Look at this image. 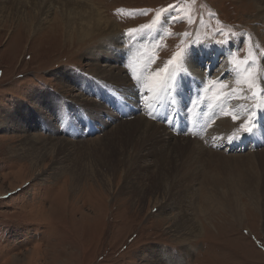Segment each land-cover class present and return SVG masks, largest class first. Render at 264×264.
<instances>
[{
  "label": "rangeland",
  "instance_id": "1",
  "mask_svg": "<svg viewBox=\"0 0 264 264\" xmlns=\"http://www.w3.org/2000/svg\"><path fill=\"white\" fill-rule=\"evenodd\" d=\"M90 7L118 30L82 47L65 41L66 33L82 27L76 20ZM256 8L254 0H0V264H264V147L242 151V121L254 120V112L250 118V112L244 118L235 112L241 104L236 94L247 95L246 110L263 102L264 19ZM207 44L227 52L212 71L210 63L200 67L190 82L234 96L225 102L237 114L229 146L227 137H213L215 122L203 139L192 135L191 145L166 146L151 137L158 155L151 158L139 134L109 129L123 110H130L124 119L156 118L142 112L167 91L164 77L172 97L168 73L190 68L188 52L212 60L215 51L207 56L198 50ZM103 46L116 62L106 54L93 60ZM140 58L145 77L133 68ZM225 63L232 69L219 75ZM110 64L125 70V86L98 75ZM144 81L156 84L154 93L139 92ZM237 81L245 84L243 92ZM120 87L132 88L135 97L119 93ZM47 92L61 104L45 105L40 99ZM82 100L100 104L103 114L90 116ZM126 101L137 108L126 109ZM204 105L195 110L200 114ZM65 115L76 127L63 124ZM49 127L68 147L47 146L45 152L40 141L32 147L31 137L46 140ZM66 127L69 134H62ZM236 143L238 151L232 150Z\"/></svg>",
  "mask_w": 264,
  "mask_h": 264
},
{
  "label": "bare ground",
  "instance_id": "2",
  "mask_svg": "<svg viewBox=\"0 0 264 264\" xmlns=\"http://www.w3.org/2000/svg\"><path fill=\"white\" fill-rule=\"evenodd\" d=\"M254 1H255L256 5H257V8L256 9L259 12V15L261 16V18L264 19V0H254ZM78 4H79L78 6L81 7V8L84 7L85 5H87V4L82 3V2H78ZM97 12H95L91 8L89 12H86V13L84 12V15L81 14V16H79L78 19H77L78 22L76 20V23H83L82 24V27L81 26L80 27L77 26V28L75 27L76 30L74 31V33L73 32L66 33L65 41H67V42L68 41H71V42H73L72 45H76L78 47H80V46L82 47V45L83 44H86V42L92 43V42L95 41V39H98V38L102 37L103 35H105V34H107L109 32H113L114 33V30L115 31L118 30L117 27H116L117 24L114 25L113 23L111 24L107 20H103V18L100 15V12L99 13H97ZM119 41L120 40L114 38V40L111 41L112 42L111 45L117 47ZM107 43L108 42H106V44ZM198 50H199L200 53H203V54H205L207 56L211 52H213V51H215L216 54H215V57H213L212 60H209L208 61L207 59H205V57H202V58L196 57L197 55L195 56V53H196L195 51L193 53L188 52L185 55V60H187L188 63L190 64V68L189 69H186V70H183V69H181V70H171L168 73V75H167V80H169L170 88H171V90L173 92L172 97H171V93L168 91V88H167V83H166V79H165L166 77H164V85L163 86H164V88L167 91L163 95H160L158 98H156L157 101H155L156 99L154 100V102L152 104V107H149L147 109H145V108L143 109V112H142L143 114L147 110H149L151 112H155L156 118H150V117H148V119H150L152 122L156 123V121H159L160 122L159 124H164L165 126L167 125V123H169L171 125V126L168 125V126H170V129L168 127H165V126H162V125H160V126L155 125L151 121L149 122V121H147L146 119H144L142 117H139V118H135V117H130L129 118L128 117V118L124 119V117L127 116L128 112L130 110H127L128 112L126 113V111L123 110V109H122L123 110L122 111L123 112V116H122L123 119H120V120L112 119L111 123L116 122V124L112 125L111 127L109 126L110 127L109 129L115 130V133L116 134H118V133L119 134H129L130 136L133 135V134H139L140 135V139H139L140 142H144L141 145H142L144 151L146 152L145 155H148L151 158L152 157L153 158L154 157H158V155L156 154V151H154V149H153V145L154 144L153 143L152 144L151 143H148V142H150L149 139L151 137H154L158 141L157 144H163V145H166V146H170V145H173V144H175L176 146L184 145L182 143H185V145H191L192 144V140L190 139V137H193V136L190 135L189 133H186V130L184 131V129L179 130V128L177 126V123L174 121V112L177 111V110L178 111L181 110L180 112L183 113L182 117L185 116V117L188 118V116H191V114H189L191 109H193L195 112H198V111L195 110V106H197L198 103L201 102V103H204L205 104L204 107L206 108V109H204V107H202L201 108L202 111H204V110H206V111L204 112V116H203V118L205 117V120H203L202 123H200V126L201 127L203 125V128L201 129L200 132H202V131L205 132L206 128H208V130L211 129V126H213V124L216 122V125L213 128V130L216 133H215V135L213 137H217V139H219L218 141H220V142H221L220 139L222 137H227L223 143H227L228 146H229V138L228 137L231 136L230 135V133L232 131V130H230L231 129V126H232L231 125L232 124L231 121L233 119L232 118V114H234V113H229L230 110L227 111L228 108L226 107V103L225 102L228 101L229 98L231 99V97H234V96L228 95L226 97L224 95H221V96H224L225 97V98H223V97L218 96L217 94L213 93L214 91L212 92V90H210L209 88L208 89L205 88L204 89V92H203V91L199 90V87H196V90L197 91L199 90V92L196 95L189 96L188 93H186V91L188 89V86H190L191 84H192V86L193 85L194 86H197L198 85L197 82H194V84L193 83H190V77H191V75H193L194 72L200 74V72H198L197 70H199L200 67H203V66L207 65V63H210V64H208V69H210V71H212V69L217 66L216 64H218L217 62H218V59L219 58L216 57V55L219 52H221V51H223V53L225 55V52H227V51H224L223 49H220V48H218L216 46L208 45V44L200 47ZM102 54H106L105 56L108 59H110V60L113 59V60H115V62L117 61V58L114 57V54L113 53L109 54L108 51H107V49L104 48V46L103 47H100L98 50H95V54H93V55H90L89 54V55L93 58L94 61H97V57L98 58L103 57ZM142 58H145V57H142ZM142 60L143 59L140 58L138 60V62H136V64L134 65L133 68H134V70H137L139 72V76H142L143 77L144 76L142 74L143 70H141V72H140L139 71L140 69H138V66H139L138 64H140L142 62ZM205 68H206V66H205ZM122 69H121L120 66H118L116 64L115 65L110 64V66L107 67V68H105V69H102L101 68V70L100 69H97V70L98 71H101V73L99 72L98 75H105L106 74V76H107L109 74L108 76L115 77L114 79H110V80L113 81V83L115 84V86H121V85L123 86L124 84H126L128 82V78L124 74V71L125 70L123 71ZM231 69H232L231 66L228 65V63H225L223 65V67L219 70V72H220L219 75H221V74L223 75L224 71H226L225 72V75H226V74H228L231 71ZM149 73H151V71ZM135 74L137 75V72H135ZM64 75H65L64 76L65 78L66 77H69L68 74L67 75L64 74ZM203 76L204 77L203 78H200V80H206V76L205 75H203ZM198 77L197 76L196 77L193 76L191 78H198ZM152 78H155V77H152ZM110 80H108V81H110ZM145 80H146V78H145ZM112 81H110V82H112ZM154 81H151V82H154ZM233 82L234 81L230 82L227 85L231 87L233 85ZM235 83H238V81L235 82ZM200 84L203 86L202 82H200ZM240 84L238 83L236 85H239V86H237L238 89L240 90V92H243V89L242 88L245 86V84L244 85L242 84L241 86H240ZM155 85H156L155 83H152L151 85L147 86V84L144 81L143 82V85L141 84V87L142 88L139 90V92H141V93H145L146 92V93H151L152 94L155 91V90L152 89ZM222 85H225V83H223ZM149 88L152 89V90H150V92H149ZM119 90H120L119 93L120 92H125V94H127L129 96H132V98L135 97L134 96V90L132 88H130V87L129 88L120 87ZM202 92H203V94H202ZM209 92H212V95L209 96V98H207V95H208ZM169 93H170V96H169ZM113 96H116L117 97L118 94L113 93ZM42 98L43 99H40V100H42L43 102H45V105H47V106H51L52 105V107L56 108L59 104H61V101H60V99L58 97L56 98V97H54L53 94H50L48 92L45 93V95L42 96ZM119 98H122V97H119ZM236 98H240L241 99V104H239L238 109H236V111H235L238 114H240L241 117L244 118V116H242V115L244 113L246 114V113L250 112V114L248 115V118H250L251 114H253V112H254V116H253V119L254 120L250 121V119H249L250 122L248 123V125L253 128L252 133H246V134H242V135L240 134L239 135V136H243V138H245V140L242 139V140H244L243 142L241 140L242 145H244L247 142H250V140H251L253 142L252 147H254L253 151H255L256 149L259 150L260 147L261 148L264 147V136H263L264 135V104H263V102H264V92L260 95V99L263 102H259L258 103L255 111H253V110L250 111V109L248 107H247V110L245 109L244 102L246 101L247 95H245L244 93H239L238 95L236 94ZM82 101L83 102H80L79 104L81 106L87 107V108L89 106V108H90V110H89L90 111L89 112L90 113V116L94 117L95 116L94 113H96V115L99 114V113L103 114V112H101L102 111V107H101L100 104H97V103L92 102V101H91L92 102L91 103L89 100H87V101L86 100H82ZM185 101H187L189 103H186ZM126 102H127L126 109H128L127 106H129L130 103L128 101H126ZM140 104H141V102H140ZM246 104H247V102H246ZM138 105H139V103H138ZM136 106L137 105H135L134 104V101H133V104L131 105V108L132 109L137 108ZM215 106L217 107V109L215 108ZM258 106H260V112L257 111ZM114 107H116V106H114ZM208 107H213L212 113L215 114V119H218L219 117H221L220 115H222V113H227V115L226 114L225 115L223 114L224 116L221 119L219 118V120H217V121L216 120L212 121L210 119L207 120L206 119V113L209 110L211 111V109H209ZM117 108L120 111L121 108L118 105H117ZM105 113L106 114H109V115H112L111 112H108V111L105 112ZM71 115H73V114L71 113ZM198 115H200V114L198 113ZM164 116L167 118L168 121L165 119ZM234 116H237V114H234ZM70 117L71 116L65 115V120H64L65 122L63 121V124H65L67 126L69 124H72V125H75V127H76V124H74L72 121H69V118ZM162 117H163V119L161 120L160 118H162ZM258 118H260V121L259 122L256 121ZM244 120H245V118H244ZM244 120L242 121V125L243 124H246V123H244ZM22 121H24V120H22ZM210 121H212V122H210ZM117 122H119V123H117ZM209 122L211 124H209ZM50 124H51V122H50ZM50 124H49V126H51ZM106 124H108V123H106ZM255 124H257V125H255ZM115 125H118V126L114 127ZM22 126L25 128V127L28 126V124L25 122V124H22ZM47 126H48V124H47ZM51 127H49V129H50L49 130V133H50L49 138H47L46 140H43L42 141L41 139H38L36 137H31L32 147L36 148L37 145L39 144V141H40V142H42L43 145L41 147L40 146L39 147H40V149H42L45 152H46L45 147H47V146H51V148L53 147L55 149L58 148V149H61V150H63L64 148H66V146L68 145V142L64 141L60 137L58 138V136L54 137L59 132H56L57 131V128H51ZM31 128H36V125L35 126H31ZM69 130L70 129L68 127H66V129L63 128L61 132H62V134H67L69 132ZM155 131H156V133H154ZM179 136L180 137H183L182 138L183 139L182 141H180L178 139ZM204 137H205L204 135H199L198 136L199 139H203ZM111 138L112 137L110 136L107 139L106 138L105 139L108 140V139H111ZM236 139H238V138H236ZM255 139H259V141H257V143H256V140ZM131 141H134V140L132 139ZM197 141L198 140H196L194 142V144L197 145L199 143ZM155 143H156V141H155ZM146 144L148 146H145ZM150 145L152 146L151 147L152 149L149 152L148 150H149V146ZM242 145H241V143H236V144H234V146H232V150L235 149V148H237V146L240 147ZM256 146H258V148H256ZM147 148H148V150H147ZM39 152H40V150H39ZM43 154L45 155V153H42V155ZM39 156H40V159L42 160L43 157L41 155H38V158H39ZM37 162L39 163V161H37ZM37 162L34 165L38 166Z\"/></svg>",
  "mask_w": 264,
  "mask_h": 264
},
{
  "label": "snow or ice",
  "instance_id": "3",
  "mask_svg": "<svg viewBox=\"0 0 264 264\" xmlns=\"http://www.w3.org/2000/svg\"><path fill=\"white\" fill-rule=\"evenodd\" d=\"M135 31H136L135 29H132V30H130L129 34L131 35V33H132V32H135ZM180 55H181V54L178 52L175 56H173L172 59L169 60V61L167 62V64L165 65V68L162 69L161 71H166L168 65H171V64L177 59V57L180 56ZM157 76H159V72H157ZM251 76H252V73H251V72H248L247 75H246V77H245V81H246V83H247L248 88H249L250 90H252V96L255 97V96L258 95V93H257V91H256V87H257V86H256V85L253 83V81L251 80ZM224 86H225V85H222V87H224ZM225 114L227 115V113H225ZM232 118H233V120L236 119L235 116H233ZM243 131L246 132V133H252L253 128L250 127L248 124H245V125L243 126Z\"/></svg>",
  "mask_w": 264,
  "mask_h": 264
}]
</instances>
